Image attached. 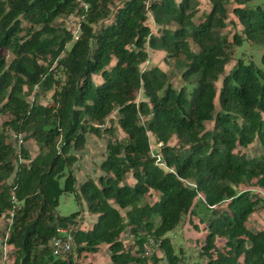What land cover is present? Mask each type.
I'll return each instance as SVG.
<instances>
[{
    "label": "trees",
    "instance_id": "1",
    "mask_svg": "<svg viewBox=\"0 0 264 264\" xmlns=\"http://www.w3.org/2000/svg\"><path fill=\"white\" fill-rule=\"evenodd\" d=\"M208 3L197 22L200 0H0V220L11 264H80L103 244L115 264L159 262L143 253L151 236L165 264H264V228L248 225L264 202V53L256 61L246 50L264 46V0ZM60 16H76L77 28ZM148 48L173 60L180 87L159 65L143 69ZM19 133L37 154L26 141L18 151ZM105 134L95 176L82 172L90 136ZM65 192L83 208L63 217ZM195 212L206 234L191 263L167 234ZM83 213L96 216L89 228ZM69 223L77 256L58 257L50 241Z\"/></svg>",
    "mask_w": 264,
    "mask_h": 264
},
{
    "label": "rangeland",
    "instance_id": "2",
    "mask_svg": "<svg viewBox=\"0 0 264 264\" xmlns=\"http://www.w3.org/2000/svg\"><path fill=\"white\" fill-rule=\"evenodd\" d=\"M199 12L196 16V21L199 22L201 20V13L204 11H208L210 8V5L208 3V0H200V6ZM233 17V15H231ZM78 18L76 16H60L57 20L58 23H66V25L69 28H77L78 24ZM151 23L152 18H151ZM156 25H154V29H156ZM234 28L232 26H229L227 29V32L232 34L234 32ZM149 50V61L146 62L142 67L143 69L148 68L153 65H159L161 68H163L170 76V79L172 80L173 84L178 88L183 84V80L180 76L176 73V70L174 68V62L172 59L168 57V54L164 50H153L151 48H148ZM246 50L247 52H252L254 55V58L256 61H260V55L264 53V46L260 45H251L246 44ZM6 57L8 60L12 58V54L9 51H6ZM234 61H231L229 65L226 68V73L230 70L232 67ZM95 79L97 81L100 80V77L96 76ZM218 86H220V82H217ZM51 92H46L43 95H39V101L45 103L47 100H50ZM138 97L141 98V93L138 94ZM31 100V98H30ZM115 120L113 122L114 124V131L115 137H121L123 136V131L119 127L116 118L118 117L117 114L113 115ZM4 119V118H3ZM107 124L109 125V120L107 121ZM212 122H209L208 126H211ZM11 139L13 140L12 131H10ZM152 136V135H151ZM110 138L108 134L103 135L102 137L97 136H90L88 146L86 147L87 150L84 155V161L87 162V165L83 166L82 172L86 173L89 171L91 172L93 176H95V173L97 172V162L102 158L105 150V145L107 140ZM152 142L154 145V148L156 147V140L152 136ZM26 141V147L28 148L31 156H34L38 153L39 147L31 140H25ZM244 152L252 157L256 154H259L261 152V146L259 142H256L254 145H251L244 149ZM83 156V155H82ZM239 189H251L250 185H245L240 187ZM254 193L252 190L251 193ZM85 207V206H84ZM83 206H81L75 196V193L73 192H65L60 197V202L57 207V213L61 216H69L72 213H75L77 211L82 210ZM199 209L204 210L201 204H199ZM199 209H197L199 211ZM86 210V209H85ZM200 215L195 212V214H187L184 219L179 223V225L172 231L168 232L167 237L171 239L173 242L175 248L177 250L180 249V247L183 248L184 253L189 259V262H193L199 254V248L201 243L205 240V234L206 231L203 229L204 223L200 220ZM81 220V227L83 228H89L92 226L93 222L96 220V216L89 214V213H83L80 217ZM6 220L1 218L0 220V234L6 229ZM194 224H197L199 228H197ZM248 225L251 230H258L264 228V202L260 206V208L250 217V220L248 222ZM122 239L125 241L127 246L129 247L133 243L132 235L129 232H125L122 236ZM221 244L220 242H218ZM131 250V249H130ZM74 256H77V252L75 251V246L73 247V250L71 251ZM156 254V257L160 259L159 262H155L154 257L149 259L146 264H165V260L162 257L163 252L158 251ZM78 261L80 264H115L110 260L109 257V250L108 246L103 244L100 246L99 250L97 252H85L81 256H78Z\"/></svg>",
    "mask_w": 264,
    "mask_h": 264
},
{
    "label": "built area",
    "instance_id": "3",
    "mask_svg": "<svg viewBox=\"0 0 264 264\" xmlns=\"http://www.w3.org/2000/svg\"><path fill=\"white\" fill-rule=\"evenodd\" d=\"M14 137L16 138L17 149L20 151L19 148L25 145L24 134H15ZM161 144L162 142H157L155 145L160 146ZM157 161H160L159 155ZM259 192L264 199V189L259 190ZM77 226V224L69 223L58 228V235L54 236L50 241V247L54 255L65 257L71 253L74 247V234ZM9 235L8 229H5L2 234H0V264H11L14 261L13 247L8 242ZM160 244V239L152 236L149 237L142 244L144 255L152 256L158 251H161Z\"/></svg>",
    "mask_w": 264,
    "mask_h": 264
}]
</instances>
